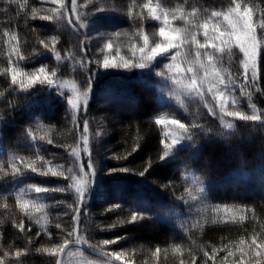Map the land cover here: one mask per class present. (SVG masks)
Here are the masks:
<instances>
[{
  "label": "trees",
  "instance_id": "obj_1",
  "mask_svg": "<svg viewBox=\"0 0 264 264\" xmlns=\"http://www.w3.org/2000/svg\"><path fill=\"white\" fill-rule=\"evenodd\" d=\"M99 1L111 7L104 12L108 25L100 33H92L83 13L95 10ZM238 2L253 8L257 21L264 18V0ZM145 5L155 8L161 20L153 19ZM230 6L233 0H76L73 11L72 0H64L63 7L53 0H0V55L10 67L8 73L0 70V211L9 207L12 213L0 232V245H8L14 252L12 260L0 264H54L44 251L50 241L61 243L63 238L74 240L77 235L98 251L91 244L116 240L104 246V251L128 248L124 253L135 264H170L163 254L178 258L173 256L175 247L187 255L180 261L188 258L191 264H222L231 251L233 264H264V256L248 250L253 236L258 244L264 242V194L258 191V180L264 178V121L236 120L228 131L219 119L207 115L200 100L161 103L157 91L142 79L141 68L105 69L97 63V54L107 49L109 40L114 49L137 44L143 40L141 35L150 34L151 22H163L165 13L170 26L182 28L191 25L173 20V14L186 16L191 24H210L213 12L224 13ZM53 8H59L64 18L40 19ZM193 30L202 43L203 29ZM257 32L260 35L261 29ZM52 37H56L54 45ZM39 39L49 45L47 50H42ZM222 66L233 74L239 71L226 55ZM32 67H43L47 74L55 71L53 80L64 87L38 82L22 90L19 84H12V69L19 74L31 72ZM74 75L87 86L91 84L88 104L78 110L68 103L72 91L65 88ZM258 86L260 92L251 87L252 102L264 112V53ZM247 105L248 101L244 107L251 114ZM162 114L187 125H201L191 130V139L178 160L160 159L162 128L155 120ZM28 129L36 139L28 135ZM8 149L15 151L13 159L2 156L1 151ZM73 149L79 156L73 155ZM89 160L94 168L92 178ZM44 162L63 176L31 170L10 174L12 163L23 169L27 163L40 166ZM72 176L77 180L69 178ZM190 177L198 180L211 203L242 207L243 217L229 222L201 218L195 212L198 201L189 192L195 189ZM79 181H88L82 202L75 191ZM32 185L65 190L36 193ZM18 195L43 204V218L28 217L17 204ZM77 207L78 223L73 220ZM134 211L143 218L129 223ZM73 229L76 231L68 237ZM241 247L247 252L243 260ZM141 249L153 250V255L157 249L159 252L147 257Z\"/></svg>",
  "mask_w": 264,
  "mask_h": 264
},
{
  "label": "snow or ice",
  "instance_id": "obj_2",
  "mask_svg": "<svg viewBox=\"0 0 264 264\" xmlns=\"http://www.w3.org/2000/svg\"><path fill=\"white\" fill-rule=\"evenodd\" d=\"M53 3L63 7L64 0H53ZM73 11H75L76 0H72ZM23 7V5H21ZM148 8L151 17L157 21L161 20V17L157 15V10L145 5ZM104 8L98 7L96 11H102ZM195 12V10H193ZM131 14V10H129ZM223 16V20L227 22L226 26L222 30V26L219 23L209 24L207 21L200 24H191L186 16H177L173 14L172 19H182L186 24L191 25L190 27H170V21L168 19L167 13L163 16V26H160L158 32L154 35L158 37V40H154L153 44L149 45L148 35H142L143 47H140L138 51L142 54L138 61H133L131 59H124L121 57L119 63L110 60L107 56L104 57L102 62V67L108 68H145L152 61H154L158 56L166 54L170 56L171 62L164 65L167 72L162 71V75L168 76L169 79L178 85L181 91L190 96L199 97L200 101L203 102V107L207 110V115L219 119L220 123L228 131L233 130V122L239 121H251V122H261L264 121V112H261L255 103L252 102L253 92L251 90L252 86H255V91L260 92L261 89L258 86L259 80V65L261 54L264 53V18H262L259 23L253 20V8L250 6H242L238 0H233V6L228 8L226 13L213 12V17ZM36 16V10L33 9V18ZM261 16L264 17V9L261 10ZM64 18V13L59 10V8H53L50 14H46L40 17L42 20L53 21L60 20ZM71 23V21H69ZM203 29L204 40L201 43L197 39L198 33L193 29ZM261 29L260 35H257V29ZM119 36L120 33H115ZM53 45L56 42V37H52ZM40 43L44 48H48L49 45L43 40ZM107 48H112V42L106 45ZM187 48V51H181L182 48ZM210 49V50H209ZM55 52V47L51 49ZM132 51L135 54L137 51L136 45L132 46ZM225 55L229 63H236L239 71L233 74L227 68L222 67ZM57 59L60 58V54L56 53ZM23 59V57H21ZM182 65H185L182 67ZM170 74V75H169ZM16 69L11 71V81L12 84H19V88L22 90H28L36 83L47 84L48 86L56 85L57 88L63 87V85L55 82L53 76L56 75L55 71L51 74H47L45 69L41 67L39 69V75H29L27 80L21 78L19 81L17 79ZM243 83H239L240 80ZM237 87H239L241 96H246L248 101V108L251 109V114L240 110V101L236 98ZM249 87L250 90L245 91V88ZM91 89V84L89 83L87 88L80 92L75 85H73L74 96L68 98V103L71 104L73 109H79L81 104L87 106L88 104V91ZM62 93V92H61ZM63 94V93H62ZM210 95L215 103H209L207 96ZM177 100H180V96L177 95ZM183 103V101H181ZM76 120L75 114L73 115V121ZM157 125H161L166 129H175L174 132L165 133L166 139L162 141L163 143V155L160 159L167 157L172 151L173 147L177 145L185 137L191 139L189 133L193 128L200 127L198 123H192L187 125L183 123L180 119H168L167 117H157L155 120ZM84 130L87 131V121L84 123ZM28 135L33 139H36L33 135L32 130L28 129ZM99 135V133H97ZM171 135V141L167 142V137ZM43 139V137H41ZM49 143L51 141L49 140ZM85 148H87V137L84 138ZM73 155L79 156V153L73 149ZM43 161V157L40 158ZM21 164H23V159L20 158ZM88 168L92 171L89 173L90 177L94 175V168L89 160ZM2 168V166H0ZM12 172L10 174L15 175L24 172L25 170H31L33 172H38L42 175L51 176H63L62 172L55 171L52 167L48 166L47 162L42 163L37 166L35 163H27L21 167L17 164H11ZM71 171V169L69 170ZM81 171H83V166H81ZM121 171H128V169H121ZM147 171V168L144 172ZM141 172L140 174H144ZM74 181L77 180L75 176L69 177ZM88 181H79L76 183L75 191L83 201L85 196L86 187ZM30 188L36 193H42L47 191H63L65 189H48L45 187H39L32 185ZM186 191H188L186 189ZM200 192L203 191L202 187L199 189ZM24 191H21L23 193ZM196 199V197H193ZM17 204L21 209L27 210L30 205L36 208L37 211L44 207L43 204H37L35 201L23 199L20 195L17 196ZM76 215L73 216V220L78 223L79 221V208H75ZM143 215L138 212H132L130 221L135 222L141 220ZM123 223V222H122ZM23 229V225H20ZM60 228V225H56ZM111 227H115L112 225ZM73 232L68 233V237H71ZM39 235V233H38ZM116 240H103L99 244H91L94 247L100 249L106 255L114 257L115 260L120 261L124 257V253L120 251H114L108 253L104 251V246L112 245L116 243ZM70 243H84L88 244V241L77 235L75 239L63 238L62 242L53 245L50 249H44L52 256H58L63 253L65 248ZM241 246L245 244L244 240L240 241ZM248 250L255 251L257 256H264V242L257 243L256 237L253 236L250 245H248ZM39 251V250H38ZM159 252V249L156 250ZM241 253V260H243L244 255L247 254L244 247L239 249ZM17 256L20 255L19 252L16 253ZM231 255V252H229ZM56 264H61L60 260L56 261ZM91 264V262H89Z\"/></svg>",
  "mask_w": 264,
  "mask_h": 264
},
{
  "label": "rangeland",
  "instance_id": "obj_3",
  "mask_svg": "<svg viewBox=\"0 0 264 264\" xmlns=\"http://www.w3.org/2000/svg\"><path fill=\"white\" fill-rule=\"evenodd\" d=\"M82 2V0H79ZM83 2H85V0H83ZM110 5H112L109 2ZM98 7H102L104 8L105 11H96V9ZM106 5L104 2L99 1L96 3L95 5V10H89L87 13H83V16L86 17L85 22H89L92 26V28L94 30H92V33H100V31H102L101 29H103L105 27V25L107 24L108 18L106 17V15H104V12H107L108 10L111 9V7H107L106 9ZM228 11V10H227ZM227 11H225L224 13H226ZM253 20L256 22V18L253 15ZM259 22V21H257ZM213 23H219L222 26V30L223 28L226 26L227 22L223 20V16L221 15L220 17H213L210 18V25ZM108 25V24H107ZM160 26H163V22H159V23H154L151 22L149 24V32L150 34H148L149 37V45L151 46L153 44L154 40H158V37L155 36L154 34L158 32V29ZM172 27V26H170ZM174 28V27H173ZM257 35L259 37V33L257 32ZM142 36V35H141ZM117 40H120V38ZM40 39H39V45H41L42 50L45 51L47 50L46 48H44V46L40 43ZM102 45H106V44H102ZM136 45L137 51L135 52V54L132 51V46ZM140 47H143V40L137 44H131V45H127L125 46L123 49H114V48H107L106 50H103L102 52H99L97 54V63L100 67H102V62L105 56H107L110 60L114 59V62L119 63L121 61V57H123L124 59H131L133 61H138L139 57L142 55L138 49ZM210 50V49H209ZM171 59L170 56H166V54H162L161 56H158L154 61H152L147 67L145 68H141V77L143 80H145L149 85H151L159 94V100L161 103H171L174 101H190V100H200L199 97H195V96H190V95H186L184 94L180 87L178 85H175L171 79L168 78V76L162 75V71L167 72V69L164 68V65L167 63H170ZM185 65H182V67H184ZM223 67V66H222ZM9 63L8 60L0 55V70L4 71L6 73L9 72ZM225 68V67H224ZM111 69V68H109ZM115 69V68H114ZM117 69H123V68H117ZM31 72L27 73V72H19V74L17 75V79L18 81L23 78L25 79V81L27 80V76L29 75H39V70L36 67H32V69L30 70ZM170 75V74H169ZM18 84V83H17ZM73 85L76 86V88L80 91L83 92L86 88L87 85L85 82H83V80L81 79L80 76L78 75H74L72 79H70L67 82V85L65 86V88H69V90L72 91V96L75 95V93L73 92ZM64 87V86H63ZM177 95L180 96V100H177ZM236 98L240 101V110H243L245 112H247L248 114H250L249 111L246 110V108L244 107V103L247 102V97L246 96H241L240 94V90L239 87H237V91L235 93ZM209 101H211V103H215V101L212 100L211 96L209 95ZM89 98V91H88V97ZM83 104H81L82 106ZM78 110V109H76ZM157 117H167L168 119H175L174 117H169V115L167 114H162V115H157ZM162 128V138L163 141L166 139L165 137V133H171L174 132L175 129H166L163 126H161ZM190 134V133H189ZM190 139L185 137L184 139H182L177 145H175L172 149V151L170 152V154L165 157V159H173V160H178V158H181L182 156V147L184 146V144L186 143V141H189ZM171 141V135H169L167 137V142ZM15 151L8 149L5 151H1L2 156H4L6 159H13ZM190 183L192 188H195L193 190H190V194H194L193 197H196V199H194L195 201H198V203L195 206V212L196 213H200L201 218H207L209 221L211 222H229V221H235L238 220L240 218L243 217V213H244V209L241 207H234V206H227L225 204H213L210 202V200H208L207 198H205L204 195V191L200 192V185L198 183V180L190 177ZM258 191L264 194V178L258 180ZM188 192V193H189ZM28 200H32V199H28ZM34 201V200H32ZM37 204L38 202L35 201ZM12 209V208H11ZM10 208H5L2 207L1 211H0V232L2 230V228L7 225L9 223V221L11 220V214L9 213ZM13 210V209H12ZM18 210V209H17ZM24 210V209H23ZM25 214L28 217H36V218H43V211L42 209H40L39 211L36 210V208H33L31 205L29 207V209L24 210ZM192 214V213H190ZM51 243L48 244V249H50L53 245L55 244H59L58 241L54 242V241H50ZM262 243V242H260ZM128 248H124L122 249V253H124V250H127ZM114 251H119V250H114ZM112 251V252H114ZM141 251H145L144 254H146L145 256L149 257V255H153L154 252H152L153 250L150 249H141ZM172 251H174L173 256L178 258H171L167 256V254H163L166 255L165 257L169 258V263L170 264H191V261L188 260V258H184V261H180L181 257H187V255H184L182 253L183 250L180 247H175L174 249H172ZM233 252V251H231ZM157 253L154 254L153 256H157ZM125 254V253H124ZM59 256V255H58ZM58 256H52L48 253L47 258L54 264H56V261L58 259ZM233 257V255H228V259H226L222 264H233L231 262V258ZM14 257V252L13 249L10 248V246L8 245H0V261L5 262V261H9L12 260V258ZM123 260H125L126 262L130 263V264H135L132 260H129L128 256L125 254L123 257ZM89 262H91V264H115L112 263L104 258H100L92 253H90L89 251L85 250L84 248L80 247V246H71L68 247L65 254H64V258L62 261V264H89Z\"/></svg>",
  "mask_w": 264,
  "mask_h": 264
},
{
  "label": "water",
  "instance_id": "obj_4",
  "mask_svg": "<svg viewBox=\"0 0 264 264\" xmlns=\"http://www.w3.org/2000/svg\"><path fill=\"white\" fill-rule=\"evenodd\" d=\"M71 246H80L82 248H84L85 250L89 251L90 253L94 254V255H97V256H100L112 263H115V264H130L128 262H126L125 260H120V261H117L115 260L114 257H111L110 255H106L104 252H101V251H98L94 248H92L91 246H89L88 244H84V243H70L64 250L63 253L59 254L58 256V259L60 260L61 264H62V261H63V258H64V254L67 250L68 247H71ZM57 259V260H58Z\"/></svg>",
  "mask_w": 264,
  "mask_h": 264
}]
</instances>
